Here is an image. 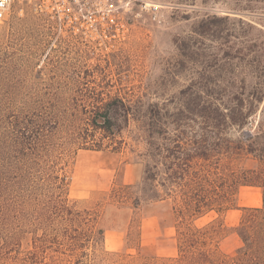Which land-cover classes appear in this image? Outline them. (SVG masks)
Here are the masks:
<instances>
[{
	"label": "trees",
	"instance_id": "1",
	"mask_svg": "<svg viewBox=\"0 0 264 264\" xmlns=\"http://www.w3.org/2000/svg\"><path fill=\"white\" fill-rule=\"evenodd\" d=\"M19 22L11 32L19 47L9 52L0 45L2 71L13 64L32 67L46 50L34 30ZM16 91L24 96L0 97V264H264L262 118L249 132L264 84H242L226 100L189 97L171 127L148 116L143 131L150 162L141 181L113 185L105 201L93 204L70 196L67 168L80 149H115L113 126L119 117L128 123L130 103L121 97L45 99L37 94L54 89L34 84ZM231 128L240 133L231 137ZM242 186L259 189V206H237ZM167 200L174 255L160 256L143 245L138 223L133 233L127 227L122 248H106L103 217L111 208L134 211L142 202ZM231 208L242 213L228 224L223 213ZM209 213V220L197 222Z\"/></svg>",
	"mask_w": 264,
	"mask_h": 264
},
{
	"label": "rangeland",
	"instance_id": "2",
	"mask_svg": "<svg viewBox=\"0 0 264 264\" xmlns=\"http://www.w3.org/2000/svg\"><path fill=\"white\" fill-rule=\"evenodd\" d=\"M144 3L159 5L155 18ZM119 4L116 12L124 28L102 42L68 36L43 15L29 9L17 12L16 5L0 20V45L5 51L19 47L11 35L19 20L47 44L32 67L13 64L0 70L1 98H22L16 90L34 84L54 89L52 94H37L45 99L76 103L121 97L131 105L128 123L124 125L120 117L114 123L113 151L80 149L67 168L69 194L86 200L84 204L105 201L113 185L141 181L144 165L150 162L143 131L148 116L170 123L189 97L226 100L242 84L248 89L264 84V0H122ZM259 117L264 121V97L252 115L249 132ZM247 132L245 128L243 133ZM239 133L228 130L231 137ZM255 195L261 196L258 189L240 187L237 206L253 202ZM171 206L167 200L142 202L134 211L111 208L103 217L106 248L113 250L110 240L115 234L124 245L127 227L133 233L138 223L143 245H151L160 256L175 254ZM241 213L231 208L223 219L233 224ZM212 216L206 214L197 222ZM150 217L160 229L153 238V226L142 227Z\"/></svg>",
	"mask_w": 264,
	"mask_h": 264
},
{
	"label": "built area",
	"instance_id": "3",
	"mask_svg": "<svg viewBox=\"0 0 264 264\" xmlns=\"http://www.w3.org/2000/svg\"><path fill=\"white\" fill-rule=\"evenodd\" d=\"M122 0H0V20H3L16 5L21 13L29 9L35 14L43 15L53 22L59 30H64L73 37L98 40L110 39L118 35L124 23L116 12ZM155 18L158 4L144 3Z\"/></svg>",
	"mask_w": 264,
	"mask_h": 264
},
{
	"label": "crops",
	"instance_id": "4",
	"mask_svg": "<svg viewBox=\"0 0 264 264\" xmlns=\"http://www.w3.org/2000/svg\"><path fill=\"white\" fill-rule=\"evenodd\" d=\"M243 187H248V188H255V189H258V188H256V187H251V186H243ZM259 190V189H258ZM243 200V199H242ZM238 202H240V196H239V199H238ZM261 204V196H254V200H253V202H251V203H249V204H240V203H238V205L239 206H259ZM147 224H151L152 226H153V236H152V238L153 237H155L157 234H159V231H160V229H159V226L157 227V224H156V222H155V218L154 217H150L148 220H147V222H145V224H143L142 225V227L144 228L145 227V225H147ZM152 242V241H151ZM110 243H111V245L113 246L111 249H113V250H117V249H120V248H122L123 247V242H122V239L119 237V234H115L114 236H113V239L112 240H110ZM144 243V242H143ZM145 243H147V242H145ZM174 255V254H173ZM167 256H170V254L169 255H167Z\"/></svg>",
	"mask_w": 264,
	"mask_h": 264
}]
</instances>
